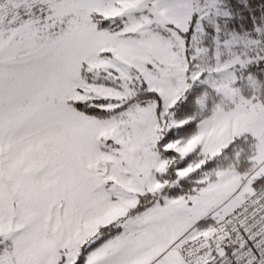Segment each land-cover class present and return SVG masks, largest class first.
I'll return each instance as SVG.
<instances>
[{
  "label": "snow or ice",
  "instance_id": "obj_1",
  "mask_svg": "<svg viewBox=\"0 0 264 264\" xmlns=\"http://www.w3.org/2000/svg\"><path fill=\"white\" fill-rule=\"evenodd\" d=\"M0 264H264V0H0Z\"/></svg>",
  "mask_w": 264,
  "mask_h": 264
}]
</instances>
